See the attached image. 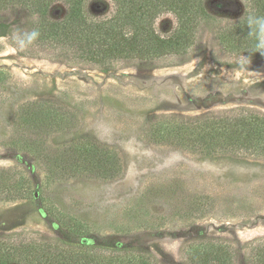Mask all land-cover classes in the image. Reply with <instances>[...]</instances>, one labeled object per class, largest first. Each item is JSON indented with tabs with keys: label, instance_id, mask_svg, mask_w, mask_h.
Listing matches in <instances>:
<instances>
[{
	"label": "rangeland",
	"instance_id": "374dc122",
	"mask_svg": "<svg viewBox=\"0 0 264 264\" xmlns=\"http://www.w3.org/2000/svg\"><path fill=\"white\" fill-rule=\"evenodd\" d=\"M88 2L103 3L106 15L112 11L110 0ZM51 10L60 18L66 7L55 3ZM22 17L0 14V169L10 171V183L24 176L31 193L27 200L0 201V235L105 243L148 254L158 264H189L190 249L222 244L232 264H251L248 245L264 241V157L202 156L172 140L156 142L152 128L165 118L233 109L264 115V65H230L239 60L223 54L214 40L217 26L207 25L186 62L168 57L151 67L122 61L108 71L71 65L39 47L12 46L8 32L26 25ZM175 25L172 14H162L155 29L164 37ZM41 101L65 113L66 128L12 136L19 108ZM79 142L116 155L119 174L57 177L49 161L34 156L39 144L53 154Z\"/></svg>",
	"mask_w": 264,
	"mask_h": 264
},
{
	"label": "trees",
	"instance_id": "16d2710c",
	"mask_svg": "<svg viewBox=\"0 0 264 264\" xmlns=\"http://www.w3.org/2000/svg\"><path fill=\"white\" fill-rule=\"evenodd\" d=\"M88 1L0 0V14L19 13L27 21L24 27L9 30L10 44L39 47L49 51L55 61L92 65L100 70H111L114 63L122 61L154 67L168 57L188 61L199 29L207 25L217 26L214 40L223 54L239 60L230 65L247 69L264 65V0H110L112 11L108 15L104 14L107 9L103 3ZM55 3L66 7L60 18L51 14ZM168 13L176 25L162 37L155 22ZM230 14H237V19L226 21ZM66 125L65 113L53 109L52 103H28L18 110L12 136L46 135L63 131ZM152 129L157 130L156 142L172 140L202 156L264 157V115L249 109L188 120L165 118ZM10 144L15 146L12 140ZM38 146L34 156L49 161L57 177L88 174L113 179L120 172L116 155L94 143L79 142L53 154L42 144ZM10 174L0 169V201L27 200L31 193L29 181L16 174L17 179L10 183ZM25 236L0 235V264H158L148 254L127 252L105 243L89 246L80 239L52 242L24 240ZM248 246L252 247L249 262L264 264V241ZM192 250L189 264H232L233 254L225 245H199Z\"/></svg>",
	"mask_w": 264,
	"mask_h": 264
}]
</instances>
